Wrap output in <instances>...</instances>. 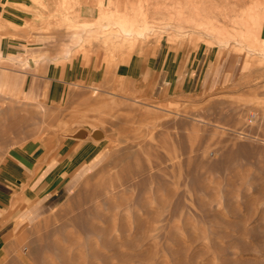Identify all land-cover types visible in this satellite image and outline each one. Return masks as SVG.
Segmentation results:
<instances>
[{"label": "rangeland", "instance_id": "obj_1", "mask_svg": "<svg viewBox=\"0 0 264 264\" xmlns=\"http://www.w3.org/2000/svg\"><path fill=\"white\" fill-rule=\"evenodd\" d=\"M98 2L81 20L60 2L45 27L98 78L54 106L0 94V163L18 147L102 149L53 211L9 221L0 264H264V0ZM160 46L246 67L205 93L129 91L122 66Z\"/></svg>", "mask_w": 264, "mask_h": 264}, {"label": "crops", "instance_id": "obj_2", "mask_svg": "<svg viewBox=\"0 0 264 264\" xmlns=\"http://www.w3.org/2000/svg\"><path fill=\"white\" fill-rule=\"evenodd\" d=\"M41 1L48 9L34 0H0V94L54 106L64 102L73 83L94 80L98 73L82 55L70 57L71 45L63 52V33L45 30L47 14L56 12L63 1L72 4L78 20L95 19L101 8L90 0ZM131 60L122 66L128 90L161 99L217 90L235 82L246 67L241 57L215 48L160 46L146 62L139 55ZM45 150L34 154L18 147L0 163V243L11 219L53 211L67 184L102 149L98 144L81 148L70 143L51 153Z\"/></svg>", "mask_w": 264, "mask_h": 264}]
</instances>
